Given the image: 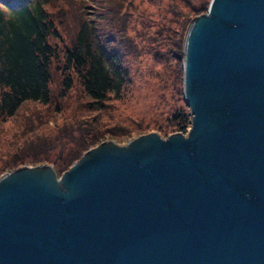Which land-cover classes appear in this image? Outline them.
<instances>
[{"label": "water", "instance_id": "1", "mask_svg": "<svg viewBox=\"0 0 264 264\" xmlns=\"http://www.w3.org/2000/svg\"><path fill=\"white\" fill-rule=\"evenodd\" d=\"M182 52L186 134L0 175V264H264V0H210Z\"/></svg>", "mask_w": 264, "mask_h": 264}, {"label": "rangeland", "instance_id": "2", "mask_svg": "<svg viewBox=\"0 0 264 264\" xmlns=\"http://www.w3.org/2000/svg\"><path fill=\"white\" fill-rule=\"evenodd\" d=\"M115 1L119 11L129 16L126 35L132 46L122 57L129 73L128 86L120 98L109 97L103 109L89 103L77 82L65 96L54 88L47 105H22L13 117L0 123V175L20 166L40 164L52 166L55 171L53 166L79 145L81 149L88 147L81 157L105 141L126 145L131 138L151 132L167 137L177 133L172 117L179 107H185L188 113L189 125L182 132L187 133L190 113L182 101L183 40L191 20L206 13L210 0ZM200 4L204 10L195 12ZM9 5L14 9L17 1L11 0ZM177 10L182 13L179 18ZM182 22L186 25L181 49L178 56H171L168 35L179 38L175 30ZM174 25L177 28L172 32ZM70 166L58 175L55 171L57 177Z\"/></svg>", "mask_w": 264, "mask_h": 264}, {"label": "trees", "instance_id": "3", "mask_svg": "<svg viewBox=\"0 0 264 264\" xmlns=\"http://www.w3.org/2000/svg\"><path fill=\"white\" fill-rule=\"evenodd\" d=\"M10 1L0 0V123L27 102L49 104L54 88L65 96L76 82L95 108L103 109L111 96L120 98L130 80L122 57L132 45L126 35L129 16L115 0H16L14 9ZM202 9L200 4L194 10ZM185 25L173 26L179 38L168 35L171 56L180 52ZM172 118L175 131L184 132L185 107ZM81 146L53 166L57 175L88 148Z\"/></svg>", "mask_w": 264, "mask_h": 264}]
</instances>
